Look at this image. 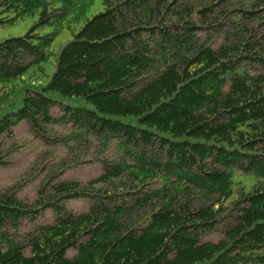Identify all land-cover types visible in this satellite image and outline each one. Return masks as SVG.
I'll return each mask as SVG.
<instances>
[{
  "label": "trees",
  "instance_id": "1",
  "mask_svg": "<svg viewBox=\"0 0 264 264\" xmlns=\"http://www.w3.org/2000/svg\"><path fill=\"white\" fill-rule=\"evenodd\" d=\"M95 1L0 0L36 16L0 41V166L19 123L49 148L34 200L0 188V264H264V0Z\"/></svg>",
  "mask_w": 264,
  "mask_h": 264
},
{
  "label": "rangeland",
  "instance_id": "2",
  "mask_svg": "<svg viewBox=\"0 0 264 264\" xmlns=\"http://www.w3.org/2000/svg\"><path fill=\"white\" fill-rule=\"evenodd\" d=\"M103 9L101 0H96L90 8L87 10L86 16L90 17ZM36 21L35 17L19 18L15 22L0 24V41L6 38L21 36ZM39 34L49 32L48 27H43L36 30ZM72 35L68 31H63L58 37L55 38L51 44L50 50L56 52L60 45L68 41ZM58 112V108H57ZM5 147L12 150L8 153V161L4 165L0 166V188L8 187L14 182H20L22 179L27 180L18 191V196L23 200L32 201L37 196V189L41 183V180L45 177V170L40 169V166L29 167L32 163L35 164V160L38 161V156L45 149H49L43 142L34 136L29 127L25 123H19L14 127L12 135L7 137L4 141ZM51 147H53L51 145ZM63 151V152H62ZM60 148L56 149V153L52 152L51 156H48L49 167H54L58 162V154L63 155L65 150ZM39 169V171H38ZM30 172L29 175V171ZM100 166L96 163L89 164L83 162L81 165H74L71 168L64 170L61 175L63 179H80L83 181L89 180L100 173ZM37 172V175L32 176L31 173ZM240 176V175H239ZM238 176V177H239ZM241 178V177H239ZM242 179V178H241ZM248 188V186H247ZM68 207L75 210H81L84 208L85 203L81 199H71L68 201ZM49 211L46 210L44 216L38 217V220H44L48 218Z\"/></svg>",
  "mask_w": 264,
  "mask_h": 264
}]
</instances>
